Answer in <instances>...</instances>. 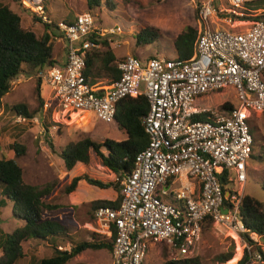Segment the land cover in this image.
Wrapping results in <instances>:
<instances>
[{"label":"built area","instance_id":"1","mask_svg":"<svg viewBox=\"0 0 264 264\" xmlns=\"http://www.w3.org/2000/svg\"><path fill=\"white\" fill-rule=\"evenodd\" d=\"M246 3L198 0L199 26L189 60L127 56L117 62L119 80L98 86L88 84L84 75L87 51L100 48L88 40L95 30L92 14H79L73 24L58 26L67 59L35 76L51 92L49 108L66 116L90 112L110 124L123 99L143 95L149 102L143 118L149 145L121 183V205L95 212L100 233L109 239L117 234L112 264H145L157 244L173 251L171 261L191 258L209 220L227 227L250 260L262 259L251 253L252 242L261 245V237L248 231L240 213L254 142L250 120L253 113L264 115V19L256 20L264 17V9L251 13ZM28 7L42 23L52 24L44 7ZM141 83L144 92L137 91ZM229 88L239 101L232 110L195 106L200 97ZM46 115H15V120L42 127ZM200 115L207 121L195 120ZM220 172L227 174L225 187Z\"/></svg>","mask_w":264,"mask_h":264},{"label":"rangeland","instance_id":"2","mask_svg":"<svg viewBox=\"0 0 264 264\" xmlns=\"http://www.w3.org/2000/svg\"><path fill=\"white\" fill-rule=\"evenodd\" d=\"M76 2L77 0H34L31 3L18 4L14 3L13 0H0V3L11 6L14 11L21 15L24 28H34L39 33L43 32L44 23L35 16L28 5L31 7L41 5L44 7L50 19L59 26L62 24V20L68 18L75 21L78 15L77 8H75ZM108 2L111 4H106ZM196 2L198 0H102L101 7L82 13L90 12L92 14L95 20L94 33L102 32L103 35L100 36L110 43L113 53L118 59L135 56L143 61L155 57L173 60L178 56L174 46L177 37L185 33L188 28L197 29L199 26L195 10ZM246 2V7L251 13L255 12L253 10L264 9L263 4H255L257 0H246ZM148 28L155 29L158 32V38L153 42L145 43L141 40L139 43L138 35ZM112 29L116 31L114 34H110ZM52 40L54 41V39ZM26 79L30 78L23 76L18 78L13 83V92L3 100L4 107L1 110H4L5 107L7 109L6 111L0 110V158H8L9 147L15 140H18L20 144H24L27 147V155L18 159L17 162L23 168L25 181L33 185L59 181L55 192L48 198L50 203L59 207L53 217L72 229L70 234L76 242L90 241L94 238L93 235L101 236L102 240L107 239V236L104 237L100 233L101 228L98 223L88 222L89 204L74 208L75 206L68 200L70 195L64 194L63 188L71 180L65 175L67 172L60 154L67 146L66 144L70 142L88 137L97 142H103L106 139L123 141L127 137L125 132L121 131L115 122L104 123L95 118L93 113L78 112L76 115L68 113V116L64 117V114L54 107H51L54 108L52 115L50 117L48 114L45 116L42 127L31 124H16V116L8 112V107L25 104L31 112L38 111V113L32 115L33 117L41 118L44 106L49 102L48 98L43 99L44 105L41 107L36 91L37 82ZM103 82L108 84L106 81ZM42 89V95H47L49 91L46 87L44 86ZM143 90H145V85L141 83L137 91L144 92ZM234 92L233 89L229 88L202 96L196 101L195 106L219 110L227 102L239 106V101ZM252 115L250 122L258 139L255 152L264 157V115L261 116L257 113ZM46 124L47 126L56 125L59 133L47 132ZM42 128L46 130L45 134H42ZM17 129H21L22 132L17 131ZM82 167L80 172L87 173L91 178L103 182L117 181L116 176L108 169L103 168L97 158L94 159V165L89 166L91 168ZM87 170L88 172H85ZM62 173L64 174L62 175ZM247 177L244 194L264 202V189L262 187L264 162L250 161ZM89 187L91 189H87L85 186L81 187L78 193L85 199H99L100 192L98 191L101 189L94 186ZM107 192L108 194L104 195L105 198H110L111 193L112 197L115 198L118 195L112 190H107ZM1 193L2 186L0 184V197ZM21 225H23V222L13 215L12 204L1 211L0 228L4 232L11 233ZM202 230L201 242L191 257H201L202 264H222L220 262L222 255L228 253L234 246L233 259L224 264H237L241 260L240 257L245 249L238 245L227 227L222 224H213L211 227H205ZM73 233H77V240ZM259 243L261 245L257 246L264 252V237L259 239ZM69 244H71L69 241L60 243L58 249L70 251ZM28 251L29 256L34 255L40 258L50 257L54 252L52 244L37 241L30 243ZM251 253H258L256 246H253ZM110 254L111 252L106 250L86 251L75 257L70 264H112ZM172 254L173 251L165 245L157 244L150 248L145 264H164L166 261L171 260ZM247 264H264V260L263 258L260 261L250 260Z\"/></svg>","mask_w":264,"mask_h":264},{"label":"trees","instance_id":"3","mask_svg":"<svg viewBox=\"0 0 264 264\" xmlns=\"http://www.w3.org/2000/svg\"><path fill=\"white\" fill-rule=\"evenodd\" d=\"M13 1L21 4L23 1L31 3L34 0ZM106 4L110 5L111 3ZM255 4L264 5V0H257ZM101 5L102 0H77L75 8H77L79 15L83 11H92ZM260 19L262 20L264 17L256 18V20ZM62 22L69 25L73 24L74 20L68 18ZM43 26L42 33L34 28H24L21 15L14 11L11 6L0 3V110L4 107V98L14 90L13 83L21 76L32 78L37 82L36 91L40 106L44 105L40 89L42 83L35 76L39 71L57 64L54 59L55 45L52 37L58 30V26L54 22L51 25L43 24ZM158 36L155 29L148 28L138 35V42L140 43L141 40L145 43L153 42ZM196 39L197 29L192 27L177 37L174 46L179 60L186 61L192 57ZM88 40L96 42L100 48H93L86 53L84 75L87 83L95 86L102 81H106L108 84L118 81L121 72L118 70L116 63L118 59L113 53L110 43L96 33L90 34ZM54 108L48 110L49 117ZM233 108L235 106L232 102H227L223 104L221 110L228 111ZM8 112L26 117H33L32 115L38 113V111L31 112L25 104L8 107ZM148 112L149 102L145 96L123 99L117 106V113L114 118L118 128L125 132L127 136L125 140L106 139L103 142H97L88 137L70 142L62 150L60 157L64 161L66 172L72 171L79 163L93 166L94 159L97 158L101 165L110 170L117 178L116 182H103L88 175H82L73 178L68 185L64 186L63 192L66 195L75 192L81 181L103 190L113 189L117 192L118 197L115 201L97 200L89 204L88 222H95V212L99 208L117 209L121 205V183L133 172L138 155L149 145L150 140L143 126V118ZM76 114L74 113V115ZM64 117L67 116L64 115ZM207 119L208 117L205 115L195 118V120L202 122H206ZM52 126L54 125L51 124L46 129L49 130ZM251 128L254 142L250 161L261 163L264 162V157L255 152L258 139L252 126ZM9 148L14 152L15 158H0V184L2 186L0 213L6 206L12 204L14 217L22 221L23 225L11 233H6L0 228V264H70L75 257L86 251L106 250L112 252L117 236L115 231L110 239L101 240L99 235H93L92 241H75L70 234V228L53 218L59 207L50 203L48 198L55 192L59 181L55 180L42 185L27 183L23 168L17 162L18 159L27 155V147L15 140ZM218 175L223 187L227 186V174L220 172ZM262 187L264 189V180ZM241 203L240 213L245 227L248 231L263 238L264 202L245 195ZM212 225L213 221L209 220L204 228H209ZM32 241L52 244L54 251L52 256L46 258L29 256L28 249ZM68 241L72 244L70 251L58 249L60 243H67ZM252 244L256 246V251L264 260V252L256 243L252 242ZM234 250L235 247L232 246L228 253L222 255L220 262L224 264L231 261L234 257ZM249 257L250 254L245 251L237 264H247L250 261ZM164 264H202V260L201 257H191L178 261L169 260Z\"/></svg>","mask_w":264,"mask_h":264},{"label":"crops","instance_id":"4","mask_svg":"<svg viewBox=\"0 0 264 264\" xmlns=\"http://www.w3.org/2000/svg\"><path fill=\"white\" fill-rule=\"evenodd\" d=\"M52 39H55L53 42H54V45H55V48H54V59L56 60V62H57V65H60V64H63V63H65V61H66V59H67V57H66V54H67V52H66V45H67V43L62 39V36L57 32V33H55L54 34V36L52 37ZM116 56V55H115ZM156 58H158V57H156ZM118 59V58H117ZM121 59H118V61H120ZM148 60V59H147ZM147 60H144V61H147ZM117 63V62H116ZM26 80H28V81H30V80H34V79H32V78H30V79H26ZM106 84L105 82H99V83H97L95 86H98L99 84ZM46 87V89L49 91L48 92V94L47 95H42V88L43 87ZM41 89V96H42V98L43 99H46V98H48V100L50 101V97H51V92H50V90L48 89V87L46 86V85H44V84H42V87L40 88ZM48 102V101H47ZM46 104H48V107H47V109H46V107H44L45 109H43V112H42V114L43 113H47L48 114V110L50 109L49 107L52 105L51 104V102H48V103H46ZM49 108V109H48ZM6 107L4 108V110H1V111H6ZM46 111V112H45ZM2 114H3V112H2ZM5 115V114H4ZM17 131H21V129H17ZM22 132V131H21ZM58 133H59V131H58ZM9 150H10V148H9ZM8 158L6 157V159H14V156H15V154H14V152L12 151V150H10L9 152H8ZM50 158V157H49ZM83 166V167H82ZM102 166V165H101ZM84 168V167H86V168H91V167H89V166H86V165H84V164H82V163H79V164H77L76 165V167L72 170V171H69V172H67L65 175H67L68 176V178L72 181V179L73 178H75V177H79V176H82V175H88L87 173H82V172H80L81 171V169L80 168ZM103 167V166H102ZM104 168V167H103ZM110 171V170H109ZM85 172H88V170L87 171H85ZM64 173H62V175H63ZM89 176V175H88ZM94 179V178H93ZM97 180V179H96ZM110 182H112V181H110ZM86 182L85 181H81V182H79V184H78V187H77V189H76V191L75 192H73V193H71V194H69L70 195V198L68 199V200H70V203L73 205V206H75L74 208H77L78 206H84V205H86V204H90V203H92V202H94V201H97V200H107V201H115L116 199H117V197H118V195H117V197L115 198V197H112V193H111V197L110 198H105V196L104 195H106V194H108V192H107V190H103V189H101L100 191H98V192H100V198L99 199H96V198H89V199H85L83 196H81L78 192H79V190H80V188L81 187H83V186H85L87 189H91L89 186H91V185H86L85 184ZM100 189V188H99ZM108 190H112V192L114 191L113 189H108ZM115 192V191H114ZM117 193V192H116ZM48 217H50V216H48ZM54 218V217H53ZM70 228V227H69ZM70 230L72 231V229L70 228ZM73 235L75 236V238H76V240H77V238H78V235H77V233H73ZM99 239H101L102 240V237L100 236L99 237ZM107 239H109V238H107ZM93 240V239H92ZM92 240H90V241H92ZM86 241H89V240H86ZM70 245V247L72 248V244H69ZM71 248H70V250H71ZM112 259V258H111ZM77 264H80V263H77Z\"/></svg>","mask_w":264,"mask_h":264},{"label":"water","instance_id":"5","mask_svg":"<svg viewBox=\"0 0 264 264\" xmlns=\"http://www.w3.org/2000/svg\"><path fill=\"white\" fill-rule=\"evenodd\" d=\"M225 213H226V211H225Z\"/></svg>","mask_w":264,"mask_h":264}]
</instances>
